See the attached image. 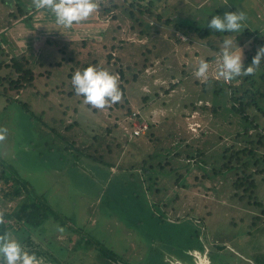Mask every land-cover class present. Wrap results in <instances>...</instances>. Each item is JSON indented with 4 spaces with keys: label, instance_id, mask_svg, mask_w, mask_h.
Listing matches in <instances>:
<instances>
[{
    "label": "rangeland",
    "instance_id": "rangeland-1",
    "mask_svg": "<svg viewBox=\"0 0 264 264\" xmlns=\"http://www.w3.org/2000/svg\"><path fill=\"white\" fill-rule=\"evenodd\" d=\"M112 1L124 4L123 0ZM153 1L165 16L184 25L197 20L207 26L212 16L242 10L247 14V28L264 35V0H228L227 4L224 0ZM19 8L27 11L22 21L16 19ZM98 11L91 17L94 21L74 25L71 30L59 29L61 34L54 17L35 9L31 0H0V30L9 27V22L14 26L2 33L4 45L0 43V47L15 55L24 52L33 69L43 72L34 79V86L20 91H4L0 85V127L8 129L6 140L0 141L1 160L12 174L28 182L53 211L79 227V235L100 241L130 264H137L134 260L142 259L146 252L151 258L160 257L162 252L172 264H225L223 251L212 258L214 243L232 251V264H252L251 254L262 234H240L244 225L230 224L228 217L250 221L260 208L255 210L251 201L232 200L231 181L236 169L213 174L212 167L222 161L225 147L256 139L255 132L264 129V116L256 107L248 110L249 115H259V129L253 128L231 108L233 90L228 85L238 86V96L239 88L250 87L244 77L231 83L219 80L216 88L211 81L203 88L201 80L194 76L199 61L207 60L209 79H216L222 41L235 37L245 59L252 37L243 35L244 30L223 35L222 39L212 36L216 50L192 32L187 34L190 41L182 31L161 25L159 32L138 38L131 20L118 9H114V18ZM12 13L17 16L12 17ZM94 22L102 27L97 39L92 34ZM143 43L153 48L151 53L147 54ZM142 51L147 54L145 63ZM4 58L9 59L8 53ZM85 65L104 68L118 76L121 69L122 101L94 111L83 103V97L68 93L72 91L73 73L82 71ZM7 72L0 69V75ZM262 74L264 61L260 71L251 77L264 95ZM218 88L222 92L214 93ZM260 93L255 98L264 108ZM42 112L41 121L38 115ZM136 112L139 113L132 116ZM51 118H56L57 123ZM73 120L76 124H68ZM142 121L147 124L145 132L130 135L134 123ZM113 123L115 127L108 130ZM64 126L70 127L67 130ZM247 126L252 137L243 134ZM86 152L102 155L103 160L114 165H104ZM258 153L264 157L263 146ZM255 179V193L264 203V173L256 174ZM5 192L9 195L14 190L9 184L0 186V194ZM15 193L6 202L9 209L22 196V192ZM135 195L142 204L141 223L131 211ZM200 215L205 216L207 242L198 223ZM58 226L48 219L32 231V237L54 250L59 264L95 261L94 248L85 246L83 240L80 248L71 250L70 232L63 227L60 232ZM150 239L155 240L156 249L152 251ZM42 264L49 262L42 260Z\"/></svg>",
    "mask_w": 264,
    "mask_h": 264
},
{
    "label": "trees",
    "instance_id": "trees-1",
    "mask_svg": "<svg viewBox=\"0 0 264 264\" xmlns=\"http://www.w3.org/2000/svg\"><path fill=\"white\" fill-rule=\"evenodd\" d=\"M112 3H104L98 2L100 7L99 10L102 12V15L109 16V18H114L117 15L114 14V9H118L123 15L127 16L128 19L131 20V27L136 31V35L138 38H142L146 36L147 38L151 36L152 32H159V26H166L168 28L175 29L176 31H182V33L187 36L189 39L190 37L187 35L188 32L192 35L197 36L200 40L206 39L207 43L210 44L216 50L218 47L214 46L211 42L212 36L216 38H220L228 33H218L213 32L207 26L199 24L197 20H192L189 24H182L181 22H173V19L169 15L165 16L163 11L160 10L158 7L155 6L153 0H123L124 4H118L117 2L114 3L112 0L109 1ZM26 9V8H25ZM23 8H19V18L22 16H27V11ZM113 11V12H112ZM99 12V11H97ZM17 16L16 14L12 13V17ZM93 14L92 17H94ZM18 16L16 17L17 20H20ZM94 21L90 17V19L84 23L83 25H87ZM9 22V27L6 26L4 30L0 32V43L4 45V41L1 40V35L5 31L9 30L10 28L14 27ZM93 27V35L94 38L100 37V31L102 30L101 26L98 27L97 22L92 24ZM137 26V27H136ZM98 27V28H97ZM183 28V29H182ZM100 30V31H99ZM99 31V32H97ZM243 35L248 37H252L251 47L250 49L246 50V55L244 59L245 67L251 63L252 57L255 55L257 49L261 46H264V35L263 33H258L251 31L248 28H245L243 31ZM239 36V35H237ZM193 39V36H192ZM191 41V39H190ZM143 48H146L145 51L147 54L151 53L153 48L149 47L147 43L141 44ZM113 47V46H112ZM3 51L0 50V69H8V72L4 75H0V85L3 86V90H11V91H20L27 87L34 86V79L43 75L42 71H36L33 69L31 64V59L24 52H20L19 54H14L9 50L6 51L5 48H1ZM152 49V50H151ZM145 51H142L140 54L142 57L143 63L147 61V54ZM8 53L9 59L6 60L4 56ZM114 53V52H112ZM115 54V53H114ZM108 58L111 57V54L108 53ZM207 61V60H206ZM93 62V61H92ZM87 67V65H85ZM119 78L123 76V72L121 69L118 68ZM46 72V71H45ZM68 76H71L68 73ZM250 77H244V81L250 84V87H242L241 94L235 95L238 90V86H231L229 84L231 90L230 99L233 102L231 108L237 114H239L245 121H248L253 128H258L257 120L259 115H249L248 110L252 107L258 108L260 114L264 116V108L258 103V99L255 98L257 93H260V85H257V81L253 80ZM261 78L264 80V74H262ZM212 81L214 88L218 86L219 80H211L207 83L200 81V85L205 88L208 83ZM173 86V85H171ZM222 88V87H221ZM218 88L217 91L214 89V93L220 94L222 89ZM68 93H75L72 87V91H68ZM259 97H263V93L259 94ZM260 99V98H259ZM203 106V105H202ZM24 108H28L27 104H23ZM90 107V106H89ZM208 108L207 106H205ZM91 108V107H90ZM76 109V108H75ZM93 109V108H91ZM212 111H214L213 107H210ZM96 111V109H93ZM44 115L43 112L39 113L38 118L42 121ZM51 121H54L55 124L57 123V119L51 118ZM68 124H76V122L70 121ZM115 123L111 124L110 127H107L109 130L114 128ZM70 126H64L67 130ZM106 129V130H107ZM250 127H246L243 131V134L249 135L252 137L253 135L249 133ZM264 129H259L256 131L257 134L256 139H250L249 141H242L239 144H231L224 148L222 153V161L212 167L213 174H219L227 170L236 169V177L231 181V185L233 188V194L231 196L232 200L237 199L238 202H250L256 208H260V213L253 215L250 217V221H245L244 219H229L228 222L233 225H237L238 222L242 223L240 234L245 235H256L257 233L262 234V238H260V243L257 249L252 252L251 254V262L252 264H264V203L257 197L256 191V179L255 175L258 173H264V167L261 166L264 162V157L259 155L258 151L263 146L264 147ZM108 132V131H107ZM96 137V136H94ZM95 141V140H94ZM117 147L119 143L116 144ZM87 147L85 150H88ZM84 150V149H83ZM109 152V151H108ZM112 152V150H111ZM88 157L94 158L96 161H100L104 165H108L112 167L114 163H111L107 160H103L102 155L96 157L92 155V153L86 152ZM145 163V162H144ZM161 167V166H160ZM128 172V170L124 171V173ZM9 184L10 188H13L15 194L22 192L21 198L17 201V204L14 208L9 209L7 207V200L13 196L14 192H10L9 195L5 193L0 194V211L4 213V220L5 223L0 225V234H3L5 231L11 232L13 236L18 239L22 245L29 251L34 252L38 257L42 258L45 262H49V264H59L60 261L57 259L56 252L54 250H50L46 247L43 243L40 244V240L33 239L32 231H35L38 226L42 225L46 220L52 219L53 222H56L59 226L63 227L66 231H69V242L71 244L70 249L75 251L76 249L80 248L82 241L84 240V245L90 248H94L96 252L95 261L91 264H130L127 260H124L120 257L119 254L114 251V249L110 247H106L103 243H100L98 240H91L89 238L82 237L79 235L80 230L79 227L72 224L67 218L64 216L62 217L56 211H53L52 208L45 203V200L36 195L32 190V187L26 182L25 180L21 179L20 177L12 174L10 172V168L8 165L1 160L0 158V186H5ZM121 186V185H120ZM122 187V186H121ZM108 201V200H107ZM145 201L148 202V197L145 198ZM133 208L131 207V211L136 214L137 223H141L140 217V210L139 208L142 206L140 202L137 200V195L134 196ZM148 204V203H147ZM149 207V206H148ZM146 205V208H148ZM254 210V209H252ZM250 215H247V217ZM240 220V221H239ZM263 221V222H262ZM198 223L201 228V233H203L204 242H207L208 237L205 236L204 228L206 227L205 224V216L200 215L198 217ZM82 228V227H81ZM35 232V234H37ZM34 234V235H35ZM83 234V233H82ZM196 235H198V230H196ZM38 236V235H37ZM40 238V237H39ZM262 239V240H261ZM209 240V239H208ZM216 239L212 240L213 243ZM151 243L149 244V250L156 249L153 244H155V240L150 239ZM207 246V244H205ZM208 247V246H207ZM203 247H200L202 249ZM59 249V248H58ZM97 249V250H96ZM229 249L224 244H216L214 243V248H212L211 254L212 258H215L216 255H219L221 251H223L225 256V264H232L233 261L231 259L232 251H228ZM163 253L161 252V256L158 258H151L148 252L145 253L143 258L139 259L138 261L134 260L137 264H172L169 259H164L162 256Z\"/></svg>",
    "mask_w": 264,
    "mask_h": 264
},
{
    "label": "clouds",
    "instance_id": "clouds-1",
    "mask_svg": "<svg viewBox=\"0 0 264 264\" xmlns=\"http://www.w3.org/2000/svg\"><path fill=\"white\" fill-rule=\"evenodd\" d=\"M228 0H224L227 4ZM32 6L50 13L59 29L71 30L74 25L82 24L90 19L98 10V0H31ZM247 14L238 10L225 12L223 17L212 16L207 27L218 33H241L247 28ZM62 34V33H61ZM243 49L237 46L235 37L222 41L217 60L216 78L225 83H231L239 77L255 76L260 71L264 61V46L257 49L251 63L245 67ZM210 65L200 60L194 76L204 83L209 81ZM71 84L78 97H83V103L93 109L105 110L122 101L123 93L119 87V76L107 69L89 65L73 73ZM8 129L0 127V141L6 140ZM4 213L0 211V225L4 224ZM57 230L63 232L62 227ZM0 259L3 264H42V258L34 252H29L11 232L0 234Z\"/></svg>",
    "mask_w": 264,
    "mask_h": 264
},
{
    "label": "built area",
    "instance_id": "built-area-1",
    "mask_svg": "<svg viewBox=\"0 0 264 264\" xmlns=\"http://www.w3.org/2000/svg\"><path fill=\"white\" fill-rule=\"evenodd\" d=\"M183 35H184V34H183ZM178 38H180V37H178ZM180 40H182V39L180 38ZM216 80H220V79H217V78H216ZM138 113H139V112L133 113L132 116H134V115H136V114H138ZM132 116H131V118H132ZM131 118H130V119H131ZM125 128H126V127H125ZM146 129H147V124H146L145 121H142L141 124H140V122H139V124L134 123V127L132 128V130H131V132H130V135L134 136V135H140V134H143V133L145 132ZM126 130H127V128H126Z\"/></svg>",
    "mask_w": 264,
    "mask_h": 264
},
{
    "label": "crops",
    "instance_id": "crops-1",
    "mask_svg": "<svg viewBox=\"0 0 264 264\" xmlns=\"http://www.w3.org/2000/svg\"><path fill=\"white\" fill-rule=\"evenodd\" d=\"M24 17H26V16H23L19 21H22ZM4 29H5V28H4ZM4 29H1L0 32H1L2 30H4Z\"/></svg>",
    "mask_w": 264,
    "mask_h": 264
}]
</instances>
